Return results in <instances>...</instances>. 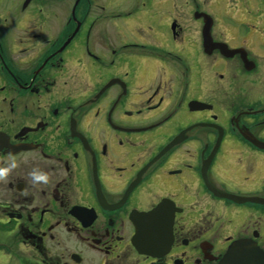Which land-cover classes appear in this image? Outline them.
Segmentation results:
<instances>
[{
  "label": "flooded vegetation",
  "instance_id": "1",
  "mask_svg": "<svg viewBox=\"0 0 264 264\" xmlns=\"http://www.w3.org/2000/svg\"><path fill=\"white\" fill-rule=\"evenodd\" d=\"M0 264H264V0H0Z\"/></svg>",
  "mask_w": 264,
  "mask_h": 264
}]
</instances>
